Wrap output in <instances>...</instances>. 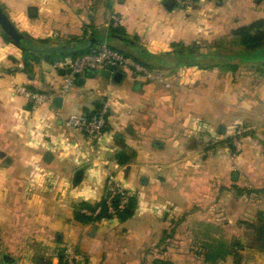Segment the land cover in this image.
I'll return each instance as SVG.
<instances>
[{
	"label": "crops",
	"instance_id": "crops-1",
	"mask_svg": "<svg viewBox=\"0 0 264 264\" xmlns=\"http://www.w3.org/2000/svg\"><path fill=\"white\" fill-rule=\"evenodd\" d=\"M168 1L0 0L23 34L56 48L19 68L23 50L0 27V264H59L67 247L78 264H264V61L160 68L171 87L104 68L60 94L68 72L54 63L99 43L144 61L231 46L235 29L264 19V0ZM114 12L118 29L107 26ZM16 86L55 96L35 105ZM103 103L100 137L66 128ZM110 173L133 193L132 215L77 220Z\"/></svg>",
	"mask_w": 264,
	"mask_h": 264
},
{
	"label": "built area",
	"instance_id": "built-area-1",
	"mask_svg": "<svg viewBox=\"0 0 264 264\" xmlns=\"http://www.w3.org/2000/svg\"><path fill=\"white\" fill-rule=\"evenodd\" d=\"M174 3L183 6L192 3L194 0H173ZM121 18L117 13H112L110 20L107 23L109 28L119 27ZM54 66L59 69L69 70L66 79L60 89V94L67 92L72 85L77 74H82L88 70L98 71L109 66L115 68L126 67L141 74L145 79L157 81L164 84L166 87H171V81L167 73L160 68L147 67L137 61L135 58L112 48L106 42L99 43L83 52L74 58H63L57 60ZM19 68H23L24 64L20 62ZM192 66H183L184 73L187 74ZM197 68V66L195 67ZM15 91L19 94L32 100L35 105L40 104L44 100H51L55 95H49L28 89L26 86H16ZM109 111L108 103H103L92 114L88 113H72L68 115L64 121L66 128L77 130L86 134L91 138L100 137L105 130L107 124V115ZM243 133L241 127L237 128L235 137L232 140V145L235 148L239 147V136ZM105 201L107 210L111 214L117 211L124 210L129 204L133 193L120 181L116 175L108 174L105 187ZM90 214V212H89ZM65 259L67 264H75L72 250L66 248Z\"/></svg>",
	"mask_w": 264,
	"mask_h": 264
},
{
	"label": "trees",
	"instance_id": "trees-1",
	"mask_svg": "<svg viewBox=\"0 0 264 264\" xmlns=\"http://www.w3.org/2000/svg\"><path fill=\"white\" fill-rule=\"evenodd\" d=\"M118 28L119 27H113L111 29ZM233 34L237 37V41L231 43V46L214 43L205 50L199 48H180L173 50L172 52L158 55L144 53L146 60H136L147 67L165 68L168 70H174L181 66H199L208 68L219 64L231 69H237L243 63L264 61V55H262L264 54V19H259L248 25L240 26L233 31ZM3 35L8 41L14 42L5 33H3ZM18 46L23 50L24 68L28 69L32 67L33 62L36 60L35 53L56 52V48L52 47L48 40L35 39L28 34H24V38ZM229 143L232 145V139L229 140ZM127 161L128 158L122 155L119 156L120 163H125ZM97 207L100 208V211L97 214H94ZM132 207L133 198H131L129 204L124 210L111 214L107 210L105 197H103V199L95 206L88 203H82L75 211V218L83 223L94 222L101 218H110L113 216L119 217L121 220H126L133 213ZM82 209L91 211V214L83 212ZM64 251L62 250L60 253L59 264H67ZM75 264L78 263L75 262Z\"/></svg>",
	"mask_w": 264,
	"mask_h": 264
},
{
	"label": "water",
	"instance_id": "water-1",
	"mask_svg": "<svg viewBox=\"0 0 264 264\" xmlns=\"http://www.w3.org/2000/svg\"><path fill=\"white\" fill-rule=\"evenodd\" d=\"M169 7L173 6V1L169 0L167 2ZM0 27L2 31L9 36L16 44H20L22 39L24 38V34L15 26V24L10 20L9 16L3 11L2 7H0ZM109 70L114 72V79L119 81L123 75V73L119 70H116L115 67L109 66ZM69 72V70H67ZM88 73H94L93 70H88ZM78 75V74H77ZM62 98L57 96L54 98V103L57 106L61 105ZM83 174V170H78L75 174V183H78L81 180Z\"/></svg>",
	"mask_w": 264,
	"mask_h": 264
},
{
	"label": "rangeland",
	"instance_id": "rangeland-1",
	"mask_svg": "<svg viewBox=\"0 0 264 264\" xmlns=\"http://www.w3.org/2000/svg\"><path fill=\"white\" fill-rule=\"evenodd\" d=\"M262 55H264V54H262ZM199 67V66H198ZM118 68H126V67H118ZM202 68V67H201ZM126 69H129V68H126ZM129 70H131L134 74H139V73H137V72H135L134 70H132V69H129ZM139 76H142L141 74H139ZM72 254H73V252H72ZM73 257H74V255H73ZM74 261H75V258H74ZM76 262V261H75Z\"/></svg>",
	"mask_w": 264,
	"mask_h": 264
}]
</instances>
